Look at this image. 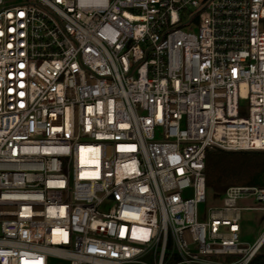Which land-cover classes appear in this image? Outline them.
<instances>
[{
	"label": "built area",
	"instance_id": "2783aa9c",
	"mask_svg": "<svg viewBox=\"0 0 264 264\" xmlns=\"http://www.w3.org/2000/svg\"><path fill=\"white\" fill-rule=\"evenodd\" d=\"M217 148L264 150V0H0V264H250Z\"/></svg>",
	"mask_w": 264,
	"mask_h": 264
},
{
	"label": "trees",
	"instance_id": "16d2710c",
	"mask_svg": "<svg viewBox=\"0 0 264 264\" xmlns=\"http://www.w3.org/2000/svg\"><path fill=\"white\" fill-rule=\"evenodd\" d=\"M205 174L207 189L221 198L230 185H264V150H208ZM250 264H264V253Z\"/></svg>",
	"mask_w": 264,
	"mask_h": 264
},
{
	"label": "rangeland",
	"instance_id": "374dc122",
	"mask_svg": "<svg viewBox=\"0 0 264 264\" xmlns=\"http://www.w3.org/2000/svg\"><path fill=\"white\" fill-rule=\"evenodd\" d=\"M190 195V193H189ZM222 198L207 189L206 199L199 205L201 215H205L210 206L220 205ZM240 205L256 206L255 198L239 200ZM264 231V211L258 209L242 210L240 221V241L246 244H253ZM48 264H68L67 261L50 257Z\"/></svg>",
	"mask_w": 264,
	"mask_h": 264
}]
</instances>
